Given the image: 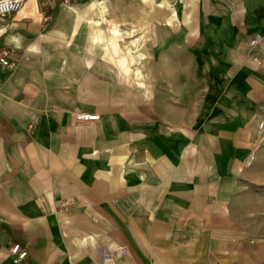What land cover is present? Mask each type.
I'll return each mask as SVG.
<instances>
[{
  "label": "crops",
  "instance_id": "1",
  "mask_svg": "<svg viewBox=\"0 0 264 264\" xmlns=\"http://www.w3.org/2000/svg\"><path fill=\"white\" fill-rule=\"evenodd\" d=\"M118 1L0 17V264H264V0Z\"/></svg>",
  "mask_w": 264,
  "mask_h": 264
},
{
  "label": "rangeland",
  "instance_id": "2",
  "mask_svg": "<svg viewBox=\"0 0 264 264\" xmlns=\"http://www.w3.org/2000/svg\"><path fill=\"white\" fill-rule=\"evenodd\" d=\"M64 1L65 0H63V2ZM66 1H67L66 2L67 5L64 4L63 6L68 7V6L73 5L74 2H80L81 0H66ZM92 1L94 2V0H91V3H92ZM126 1H128V0H119L118 3H114L115 5L113 6V8L118 7V11L120 13L126 12V10H127ZM154 1H156V0H154ZM96 4H98L97 6L95 5L97 7L96 9H92V10H90V11L88 10V11H89V13L97 12L96 14L101 13V11H102L103 14L102 13L101 14L103 15V26H102L103 28L101 26H99V24L101 22V18H99L97 20L93 19V17H91V16H88L87 18L90 20L91 23L99 26L97 34L100 35V38H101L100 40L102 41V47L103 48L108 47L109 43L115 41V39L117 38L118 39V41H117L118 45H120L122 47H126V50L130 51L133 48L135 55H137L139 57L144 56V55L146 56V54H144V55L142 54L143 43L146 42V40H148V39H149V41H151L152 39H154V37L144 38V36L142 35L143 31H144L143 26H138L137 31H135L134 33H132V32L127 33L125 26L122 27V30L120 27L114 26L113 32H114L115 36L111 38V31L109 30V29H111V21L109 20L110 18H108V16L112 12V7H111L112 0H110V1L99 0V2H97ZM114 11H116V10H114ZM100 17H101V15H100ZM137 35H140V36H137ZM139 62H141V60H135L136 64L134 66L136 69H138L137 67H141V63H139ZM134 76L137 77V75H134ZM139 86L141 87V89L147 88V86L144 85L142 80H139ZM134 88L137 89L139 87H137V84H136V85H134ZM174 88H175V86H169V85L162 86V89L164 91H166L167 93H174ZM157 89H158V86H157ZM184 90H188L190 92L189 88H184ZM201 92H202V89H201V87H199L198 94L200 95ZM183 102H184V106H186V105L189 106L191 103L190 101H183Z\"/></svg>",
  "mask_w": 264,
  "mask_h": 264
},
{
  "label": "built area",
  "instance_id": "3",
  "mask_svg": "<svg viewBox=\"0 0 264 264\" xmlns=\"http://www.w3.org/2000/svg\"><path fill=\"white\" fill-rule=\"evenodd\" d=\"M24 0H0V17L6 16L14 11L18 10L23 5ZM67 1L65 0L64 3ZM46 19V18H45ZM253 44H262L264 43V38L262 34L257 33L251 40ZM0 62L4 65L8 66H15L16 61L13 58L12 49L6 46L0 45ZM256 68L258 71L264 73V58L259 57L256 59ZM79 116L83 119H98L100 115L98 113H90L84 112L80 113ZM263 123H260L262 126ZM253 155L250 156V161L253 159ZM68 202L65 201L63 205L67 204ZM99 221V219H95ZM11 251L13 254V259L15 262H20L27 254V250L21 246V244L16 243L11 247Z\"/></svg>",
  "mask_w": 264,
  "mask_h": 264
},
{
  "label": "bare ground",
  "instance_id": "4",
  "mask_svg": "<svg viewBox=\"0 0 264 264\" xmlns=\"http://www.w3.org/2000/svg\"><path fill=\"white\" fill-rule=\"evenodd\" d=\"M95 3L99 2V0H94Z\"/></svg>",
  "mask_w": 264,
  "mask_h": 264
}]
</instances>
